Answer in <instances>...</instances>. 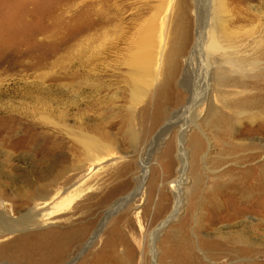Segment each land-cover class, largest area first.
<instances>
[{
    "label": "rangeland",
    "instance_id": "1",
    "mask_svg": "<svg viewBox=\"0 0 264 264\" xmlns=\"http://www.w3.org/2000/svg\"><path fill=\"white\" fill-rule=\"evenodd\" d=\"M177 1L0 0V89L5 91V95H9L14 89L20 90L22 85L35 84L42 77L44 79L43 88L46 85H53V88L64 91L60 100L68 105L70 102L82 98L80 92L86 88L88 82L89 85L94 86L95 97L103 102H108L111 108L94 111L81 107L78 111H70L65 122H62L55 114L53 117L46 118L51 120V123H58L59 126L67 124L68 134L74 135L79 131L95 134L87 129L93 126L98 131H107L113 128L108 132L114 139L113 149L110 153L100 160L82 163L79 160H82L83 151L72 150L71 145L75 144V139L69 142L71 137L65 135L63 139L67 145V168L69 171H67V186L58 191V196L63 198L65 192L70 196L80 193L79 196L66 208H60V211L46 212L38 226H33L31 222L18 226L27 209L13 204L17 198L16 194L20 190L22 182L33 184L37 181L40 164L44 161L42 153L45 150L39 149L38 154L37 148H34L35 141L33 144L29 142L30 135L22 134L19 126L12 135L7 134V131L5 134H0V166L3 168L11 166L12 169H7L12 171V176L16 179L12 184L13 187L0 188V192L3 191L2 194L6 197L3 200L0 196V214L10 227L5 231L0 230V264H41L39 260L43 258V255L35 262L33 253L29 257L20 256L13 260L1 252L15 254L17 252L15 246H6L18 238L23 241L20 243L22 252L33 251L35 249V246L32 245L35 241L34 233L45 232L53 226L56 229L65 222H67V226L75 225L79 219H82L83 224L87 227L91 226L89 233L76 251L59 263L54 262L55 264H108L104 254L100 258L101 262L93 254L100 248L102 241L112 236L113 228L124 235L133 264H159V259L162 256L161 249H163L161 243L165 235L173 227L180 226L185 221L183 218L186 216L189 203L187 196L191 179L187 172L180 186L182 197L179 211L176 217L157 233L154 243L150 247V233L163 219L152 223L154 213L162 206L167 205L166 215L169 214L174 202L171 185L175 170L178 168L176 140L180 132L177 127L171 128L160 140L150 142L152 135L145 136L147 134H144V131L139 128L137 113L144 105L145 98L149 95L151 88L147 92L143 91L142 93L146 95L138 98L139 100L133 101L132 99L127 102L129 98V93L125 90L127 78L122 77L125 69L118 67V63L121 62L127 47L122 44L120 37L124 35L133 39L136 31L144 29L148 25L149 19L154 22V32L151 33V36L152 45L155 46L153 51L157 52L158 44L162 40L161 29L164 32H169L174 12L183 11L187 5L188 17L194 18V1L181 0L179 4ZM213 1L209 0L206 12L212 10ZM243 1H247L251 6L248 11L250 16L253 12L252 8L257 7L260 17L257 26L262 33L264 44V0ZM226 4L227 11H231L232 6L228 0ZM251 28L252 26L247 25L243 32L250 35L253 32ZM117 50L119 51L117 52ZM260 68L263 69L260 72L263 74L259 78V83L255 90L248 92L254 93L256 88L264 89V65H261ZM152 73H156V66L153 67ZM67 90L72 91V94H69L70 97H67ZM73 90L75 91L73 92ZM7 99L1 101L0 107L1 105L19 106V100L9 102ZM128 107L136 113V116L132 114L129 127L124 125L123 128H120L118 120L124 119ZM28 108L29 111H33L32 105H29ZM53 108H56L57 111L63 110L62 105L53 106ZM17 110L22 111L20 108ZM3 115L5 116V114H1V116ZM259 115L260 119L254 124L255 126H250L252 129H248L249 124L246 122L242 126L244 130L240 131L241 136L237 137L239 141L243 139L247 140L250 145H257V151L252 150L251 146L249 150L241 154L221 158L214 154L216 150L210 151V148L204 143L205 153L209 152L211 161L218 165L213 174L230 168L234 171L231 164L233 160L241 157L250 158L243 165L248 169L246 177L248 179L253 177L252 179L259 180L262 185V191L258 197H246L245 204H240L227 192H218L216 195L219 197L218 201L221 202L220 213L213 212L214 215H212V211H208L206 206H197L193 212V217L197 218L199 225L205 226L198 231L197 235L193 234V236L203 238L204 242L207 239L215 238L218 234L216 232L229 231L230 228L225 227L227 222H241L242 225L249 226L253 224L249 230L258 226L257 241L253 247L243 251L242 255L208 253L206 247L199 246L198 241L197 245L191 249L195 252L191 264H264V106ZM203 116L204 109L202 108L199 119H203ZM114 123L117 125L113 127ZM6 127L13 129L16 125L7 122ZM47 128L51 130L50 125ZM191 131L189 127L182 135L183 148L188 154L187 140ZM240 142L245 143L244 141ZM148 144L149 146H147ZM170 144L173 146L172 156L168 157L167 161L168 164H171L167 170L171 174L170 178H164L162 182L160 176L151 192V172L154 169L159 170L157 163L165 160H163V155ZM23 156L24 158H20ZM255 167L261 171H256ZM207 173H205L206 182L211 176ZM163 175L165 176L166 173L164 172ZM138 186L140 187L137 189ZM161 188L162 194H164L163 201H160L161 194H158V190ZM23 191H30V189L23 188ZM33 201V204H37L38 207L42 206L40 200L34 199ZM2 204L6 207L4 208ZM112 209L113 211H111ZM33 212L37 213L39 210ZM31 215L33 219H36L33 214ZM12 223H16L17 226ZM209 225L212 227L209 228ZM97 229L99 233L96 239L86 245ZM233 230L240 233L241 226L238 224ZM247 235L250 234L247 233ZM116 241L118 242L117 239ZM122 249V246H117V250L120 252ZM124 249L126 253L127 249ZM91 261L93 263H90Z\"/></svg>",
    "mask_w": 264,
    "mask_h": 264
},
{
    "label": "bare ground",
    "instance_id": "2",
    "mask_svg": "<svg viewBox=\"0 0 264 264\" xmlns=\"http://www.w3.org/2000/svg\"><path fill=\"white\" fill-rule=\"evenodd\" d=\"M180 1L178 0L177 4ZM193 1L194 18L188 17L187 5L183 11L174 12L169 32L161 29L162 40L158 44L157 52L153 51L155 46L152 45L151 33L154 32V22L151 19L148 20V25L144 29L136 31L133 39L124 35L120 37L122 44L127 46L121 62L118 63V67L125 69L122 77L127 78L125 81V90L129 93L127 102L132 99L133 101L139 100L138 98L146 95L142 92H147L151 88L144 105L137 113L139 128L147 134L145 136L152 135L150 142L160 140L171 128L177 127L180 132L178 136L176 135L177 140L175 139L178 168L175 170L171 185L174 202L170 213H167L168 216L166 215L167 205L154 213L152 223L163 219L150 233V247L157 233L176 217L179 211L182 197L180 186L187 172L191 179L187 196L189 203L186 216L183 218L185 221L180 226L173 227L165 235L161 243L163 249H161L162 256L159 264H191L195 255L191 249L197 245L198 241L199 246L206 247L208 253L242 255L243 251L255 245L258 238L256 234L258 226L249 230L253 224L242 225L241 222H227L225 227L230 228L229 231L216 232L218 234L215 238L207 239L205 242L203 238L193 236L205 228L202 224L199 225L195 216L193 217L194 208L206 206L208 211H212V215H214L213 212L220 213L221 202L218 201L219 197L216 193L227 192L240 204H245L246 197H258L262 191L259 180L246 177L248 169L243 163L249 161L250 158L241 157L233 160L231 164L234 171L230 168L213 174L218 165L211 161L209 152L205 153L204 143L210 151L216 150L214 154L221 158L241 154L249 150L251 146L252 150L257 151V145H250L247 140L240 139L245 142L242 143L237 137L241 136L240 131L244 130L242 126L246 122L249 124L248 129H252L250 126H255L254 124L260 119V110L264 106V89L256 88V92H248L257 87L259 78L263 74L260 73L263 70L260 66L264 65V44L262 33L257 26L260 22L257 7L252 8L253 12L250 16L248 11L251 6L247 1L228 0L232 6L231 11L228 12L227 0H214L212 10L206 12L209 0ZM247 25L252 26L251 29H253L250 35L243 32ZM154 66H156V73L153 74ZM42 82L44 79L40 77L35 84L22 85L20 90L16 88L10 92L11 96L5 95V91L0 89V103L6 98L9 102L19 100L18 107L1 105L0 112L4 113H0V134H5L7 131V134L12 135L20 127L22 134L30 135L29 142L33 144L35 141L34 148H37V153L39 149L45 150L42 153L44 161L40 164L37 181L33 184L22 182L16 194L17 198L13 204L27 209L18 226L26 222L38 226L46 212L60 211L79 196L80 193L70 196L67 192L64 197L62 196L63 198L60 197L61 199L60 195L58 196V191L67 186V171H69L67 145L63 139L65 135L71 137L69 142L75 139V144L71 145L72 150L83 151L82 160H79L82 163L100 160L110 153L114 145V139L108 132L113 128L107 131L101 128L103 131H98L93 126L87 129L95 134L79 131L74 135L68 134L67 124L59 126L58 123H51L52 121L46 118L53 117L55 114L62 122H65L70 111H78L81 107L94 111L111 108L108 102L95 97L94 86L87 82L86 88L80 92L82 98L67 105L60 100L64 91L53 88V85H46L43 88ZM103 91L106 90L103 89ZM69 94H72V91L67 90V97H70ZM29 105H32L33 111H29ZM58 105H62L63 110L57 111L53 108ZM129 108H127L124 119L118 120L120 128L124 125L129 127L132 114L136 116V113ZM202 108L204 116L203 119H199ZM243 115L246 117H242ZM7 122L16 127L9 129L6 127ZM48 125L51 126V130L47 128ZM115 125L117 123H114L113 127ZM189 127L192 131L187 140L188 154L183 148L182 135ZM172 152L173 146L170 144L163 155V160H165L157 163L159 170L154 169L151 172V192L160 176L162 182L164 178H170L171 174L167 170L171 164L167 161L168 157L171 158ZM7 168L12 169L11 166ZM7 168H0V181H2L0 188L10 187L16 180L12 176V171ZM255 170L261 171L257 168ZM207 171L211 176L206 182L205 173ZM23 188L30 189V191L24 192ZM2 192L0 196L4 200L6 197ZM158 194H161L160 201H163L162 188L158 190ZM34 199L40 200L42 206L38 207L37 204H33ZM2 206L6 207L4 204ZM37 210L39 212H33ZM31 214L37 220L33 219ZM193 223H195L194 226H192ZM12 224L17 226L16 223ZM238 224L241 226L240 233L233 230ZM210 227L212 225H209ZM9 228L8 222L0 214V230L5 231ZM90 229L91 226L87 227L83 224L82 219H79L75 225L67 226L65 222L56 229L53 226L45 232L34 233L35 241L32 245L35 249L33 251L22 252L20 243L23 241L18 238L6 246H15L17 249L15 254L6 251H2L1 254L15 260L20 256L29 257L33 253L35 262L43 255V258L39 260L41 264L59 263L82 245ZM98 233L97 229L86 245L91 244ZM126 244L124 235L113 228L112 236L102 241L100 248L93 255L101 262L100 258L104 254L108 264H133L132 256L128 251L129 247ZM117 246L123 247L121 252L117 250ZM124 248L127 249L126 253Z\"/></svg>",
    "mask_w": 264,
    "mask_h": 264
}]
</instances>
